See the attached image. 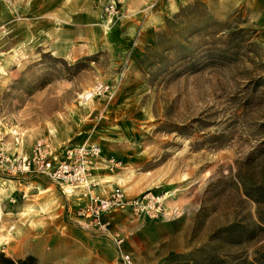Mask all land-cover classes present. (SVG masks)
Returning <instances> with one entry per match:
<instances>
[{"label": "rangeland", "instance_id": "1", "mask_svg": "<svg viewBox=\"0 0 264 264\" xmlns=\"http://www.w3.org/2000/svg\"><path fill=\"white\" fill-rule=\"evenodd\" d=\"M105 1L0 0V217L37 225L42 239L0 250L124 264L77 215L82 185L17 168L45 140L56 159L100 145L108 193L161 196L157 215L108 214L124 216L109 230L133 264H264V0H125L108 25ZM89 7L99 28L91 52L50 50L51 20L67 24L56 10Z\"/></svg>", "mask_w": 264, "mask_h": 264}, {"label": "built area", "instance_id": "2", "mask_svg": "<svg viewBox=\"0 0 264 264\" xmlns=\"http://www.w3.org/2000/svg\"><path fill=\"white\" fill-rule=\"evenodd\" d=\"M125 0H107L102 6V14L106 25L112 23L118 16L122 4ZM102 156V148L96 143L82 144L78 147H71L65 150L61 159L52 156L49 146L45 140L37 141L33 154L29 158H22L17 162V168L24 166H37V171L47 173L61 185H82L86 202L77 209V215L88 220L102 234L110 238L119 248L124 264H133L131 254L127 252L123 245L125 238L119 233L109 230V221L106 215L120 210H133L135 212H147L157 215L162 212V198L153 191L144 197H131L121 188L114 189L107 195L94 192V182L91 180L92 170L97 165ZM12 162L14 166L16 163ZM114 158L108 160L111 169L118 166ZM179 209L175 212H178Z\"/></svg>", "mask_w": 264, "mask_h": 264}, {"label": "crops", "instance_id": "3", "mask_svg": "<svg viewBox=\"0 0 264 264\" xmlns=\"http://www.w3.org/2000/svg\"><path fill=\"white\" fill-rule=\"evenodd\" d=\"M73 9L67 11L62 8L57 9L56 18L67 21V24H63L60 28L55 24V21L51 20L53 26L46 31L47 38H49L48 44L50 50L62 57L78 55L82 50L86 53L91 52L96 41L95 31L99 29L96 27L98 23L95 21V16L93 15L95 11H93V8ZM103 160V158H100L92 170L91 180L94 182L92 189L98 194L107 195L106 193L113 189L112 184L107 183L113 175L108 172L104 166L106 164H103ZM83 191L74 193L76 194L75 200H73L74 208L77 207L78 209L80 205L86 202V198L81 195ZM123 217L122 214L116 213L107 215L106 219H109V223H112L113 220L122 219ZM97 237L101 236L97 235ZM101 238L98 239L103 240ZM106 239L111 241L108 237Z\"/></svg>", "mask_w": 264, "mask_h": 264}, {"label": "bare ground", "instance_id": "4", "mask_svg": "<svg viewBox=\"0 0 264 264\" xmlns=\"http://www.w3.org/2000/svg\"><path fill=\"white\" fill-rule=\"evenodd\" d=\"M12 218L14 217L3 215L0 217V245L7 244L9 247L30 249L41 243V237L35 236L36 234L33 233L37 225L31 228L29 226L21 228L17 222L11 223V221L5 220Z\"/></svg>", "mask_w": 264, "mask_h": 264}, {"label": "trees", "instance_id": "5", "mask_svg": "<svg viewBox=\"0 0 264 264\" xmlns=\"http://www.w3.org/2000/svg\"><path fill=\"white\" fill-rule=\"evenodd\" d=\"M264 197V192L262 193ZM259 202L260 200L256 198ZM264 220V217H261ZM0 264H50L47 262H40L35 255L29 254L25 257L14 258L5 251L0 250Z\"/></svg>", "mask_w": 264, "mask_h": 264}]
</instances>
